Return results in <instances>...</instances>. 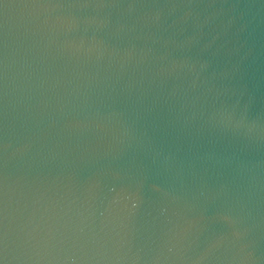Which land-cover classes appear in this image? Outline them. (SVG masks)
<instances>
[{"label":"water","instance_id":"1","mask_svg":"<svg viewBox=\"0 0 264 264\" xmlns=\"http://www.w3.org/2000/svg\"><path fill=\"white\" fill-rule=\"evenodd\" d=\"M0 264H264V0H0Z\"/></svg>","mask_w":264,"mask_h":264}]
</instances>
